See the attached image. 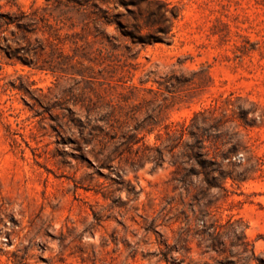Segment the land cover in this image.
<instances>
[{"label":"rangeland","instance_id":"374dc122","mask_svg":"<svg viewBox=\"0 0 264 264\" xmlns=\"http://www.w3.org/2000/svg\"><path fill=\"white\" fill-rule=\"evenodd\" d=\"M230 94L261 115L238 129L235 162H262L246 180L187 194L168 157L140 159ZM201 213L220 255L197 246ZM229 219L254 260L231 256ZM161 251L264 264V0H0V264H167Z\"/></svg>","mask_w":264,"mask_h":264},{"label":"trees","instance_id":"16d2710c","mask_svg":"<svg viewBox=\"0 0 264 264\" xmlns=\"http://www.w3.org/2000/svg\"><path fill=\"white\" fill-rule=\"evenodd\" d=\"M155 41L144 38L139 39L138 42L147 44ZM175 84L169 83L170 86H175ZM169 85L165 87L168 88ZM123 97L124 100L127 99L126 96ZM250 104L251 108L245 109L239 102V98L232 99V94H230L223 98L220 104L216 103L213 109L203 108L196 111L189 122H183L167 129L165 144L161 147L146 146L147 153L143 152L140 159H149L156 167L168 157L169 164L173 167L169 181L174 184V188L180 185V188L187 194L191 192V186L197 194L204 195L213 188L225 190L223 183L227 179L246 180L248 173L257 171L262 164L258 158L246 155L244 152L241 153V157L245 163L243 164L242 160L235 162L239 151L243 149L241 147L242 135L238 129L254 126L261 117L256 111L255 103ZM157 106L158 109H156ZM157 106L153 109L155 114L148 115L146 118L158 119L161 107L160 104ZM131 136L129 135L133 138ZM107 158L108 156L100 162L99 167L110 166L106 162ZM238 168L241 171H238ZM193 181L196 184H193ZM196 220L200 225V229L195 234L198 236L197 246L201 248V252L222 254L224 251L220 248L221 234L216 230L217 227H212V221L206 214L201 213ZM227 222L226 234L229 238L231 256L242 257L247 262L254 260L255 252L253 248H250L246 239L245 227L236 220L229 219ZM188 236L190 235L187 234L186 238ZM159 260H164L168 264V252L161 251Z\"/></svg>","mask_w":264,"mask_h":264}]
</instances>
